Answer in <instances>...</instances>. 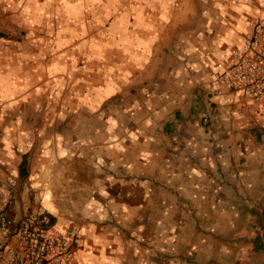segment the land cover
<instances>
[{
	"label": "crops",
	"instance_id": "crops-1",
	"mask_svg": "<svg viewBox=\"0 0 264 264\" xmlns=\"http://www.w3.org/2000/svg\"><path fill=\"white\" fill-rule=\"evenodd\" d=\"M6 1L29 24L15 61L37 82L11 75L0 92L13 229L38 196L82 231L78 264H171L185 226L230 224L264 200V103L214 87L264 0H198L187 27L178 0ZM10 247L16 236L0 264Z\"/></svg>",
	"mask_w": 264,
	"mask_h": 264
},
{
	"label": "rangeland",
	"instance_id": "rangeland-1",
	"mask_svg": "<svg viewBox=\"0 0 264 264\" xmlns=\"http://www.w3.org/2000/svg\"><path fill=\"white\" fill-rule=\"evenodd\" d=\"M184 12L186 27L194 23L193 8L200 4L198 0H178ZM204 3V2H202ZM18 8L6 0H0V92L11 75L21 76L28 90L36 87L28 72L30 66L19 65L15 58L20 51L21 42H28L29 24L18 17ZM20 44H19V43ZM177 50L171 49L170 56L176 57ZM12 77V76H11ZM28 122L37 119L34 113H27ZM157 179L155 185L162 187L164 181ZM166 184V183H165ZM167 185V184H166ZM156 210L150 209L149 214ZM230 224H209L207 221L185 226L177 246H171L165 256L171 264H264V251L256 252L255 238L259 236L264 243V200L256 199L252 208L239 207ZM217 223V222H216ZM182 227V226H180ZM215 227L217 230H215ZM143 233H150L152 226L143 225ZM202 238L200 240L199 238ZM174 242V241H173ZM181 244V245H180Z\"/></svg>",
	"mask_w": 264,
	"mask_h": 264
},
{
	"label": "built area",
	"instance_id": "built-area-1",
	"mask_svg": "<svg viewBox=\"0 0 264 264\" xmlns=\"http://www.w3.org/2000/svg\"><path fill=\"white\" fill-rule=\"evenodd\" d=\"M216 91L226 87L264 103V20L252 19L241 47L234 50L227 68L214 78ZM208 125V119H203ZM15 180H7L1 193L10 199L14 195ZM18 238L17 248H7L4 264H78V250L83 233L78 227L61 229L41 198L33 196L30 208L16 228L9 224L8 212L0 209V249L11 238Z\"/></svg>",
	"mask_w": 264,
	"mask_h": 264
},
{
	"label": "trees",
	"instance_id": "trees-1",
	"mask_svg": "<svg viewBox=\"0 0 264 264\" xmlns=\"http://www.w3.org/2000/svg\"><path fill=\"white\" fill-rule=\"evenodd\" d=\"M26 168H27V161H26V157H25L23 160V163L21 164V167H20V173H21V176H23V177L27 173ZM254 241H255L254 250L256 252L264 251V243L262 242L261 238L259 236H257Z\"/></svg>",
	"mask_w": 264,
	"mask_h": 264
}]
</instances>
